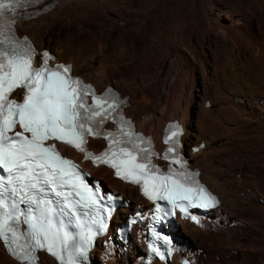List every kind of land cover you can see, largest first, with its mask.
<instances>
[{
  "label": "bare ground",
  "instance_id": "6f19581e",
  "mask_svg": "<svg viewBox=\"0 0 264 264\" xmlns=\"http://www.w3.org/2000/svg\"><path fill=\"white\" fill-rule=\"evenodd\" d=\"M171 1L49 0L38 10L49 9L18 33L37 49L51 44L54 62L69 64L96 92L114 80L127 98L124 113L156 145L163 124L179 121L190 166L219 205L199 226L178 222L169 261L151 264H181L182 256L187 264H250L252 253L264 264V246L254 245L264 244V0H199V10L192 4L184 17L183 2ZM88 172L143 203L107 170ZM123 212L95 240L88 264L140 263L138 233L125 252L115 239ZM0 264L19 263L0 245ZM37 264L56 263L42 254Z\"/></svg>",
  "mask_w": 264,
  "mask_h": 264
},
{
  "label": "snow or ice",
  "instance_id": "6c2138e0",
  "mask_svg": "<svg viewBox=\"0 0 264 264\" xmlns=\"http://www.w3.org/2000/svg\"><path fill=\"white\" fill-rule=\"evenodd\" d=\"M37 3L0 0V240L12 254L21 264H35L36 251L45 250L59 264H82L77 258H86L97 233L85 226L81 216H91V224L98 225L100 232L105 227L95 194H90L76 165L48 141L75 147L85 159L107 164L117 176L140 185L150 200H165L186 216L188 208L215 207L216 198L193 179L196 174L187 172L181 159L171 163L183 171L169 167L161 173L151 163L150 149L137 143L150 141L125 127L130 121L121 116L118 133L102 131L118 107L115 97L111 104L97 97L90 86L69 75L70 66L49 67L47 52L40 54V65L33 66L36 49L27 38L17 37L14 24L18 10ZM88 95L93 98L91 105ZM88 136H102L107 149L95 156L88 152L84 147ZM174 151L175 146L167 148L164 159ZM20 225L26 228L21 231Z\"/></svg>",
  "mask_w": 264,
  "mask_h": 264
},
{
  "label": "rangeland",
  "instance_id": "374dc122",
  "mask_svg": "<svg viewBox=\"0 0 264 264\" xmlns=\"http://www.w3.org/2000/svg\"><path fill=\"white\" fill-rule=\"evenodd\" d=\"M47 1H49V0H46L45 2H47ZM51 1V0H50ZM182 2H183V5H184V7L182 8V10H181V16L182 17H184V16H188L189 14H190V6L193 4V7H194V9L195 10H199V8H200V1L199 0H181ZM177 2V0H172L171 1V3H170V6L171 7H174V5H175V3ZM52 2H49V3H46V4H51ZM58 4V3H57ZM56 4V5H57ZM55 5V6H56ZM55 6H54V8H55ZM53 8V9H54ZM52 9V10H53ZM157 9H158V7H156V5H155V7H154V11H157ZM51 12V11H50ZM60 26V25H59ZM131 33V32H130ZM107 32L105 31L104 32V34H103V36L104 37H106L107 35ZM130 35V34H129ZM128 34H127V37H129V38H131L132 37V39L133 40H135V42H136V44L138 45V46H141L142 44H141V42L136 38V37H133L132 35H131V37L129 36ZM130 40V39H129ZM48 44H45L44 46H43V48H45L46 46H47ZM49 47L47 48L48 50H53V48H52V45L51 44H49L48 45ZM163 60V59H162ZM109 84H111L112 86H115V84H116V82L114 81V80H111L110 82H109ZM137 107V106H136ZM205 107V106H204ZM206 108V107H205ZM188 143V142H187ZM189 144H192V142H189ZM189 241V240H188ZM250 241V243H249V245H251V240H249ZM257 242V243H256ZM255 243H254V245H255V247L256 248H259V247H262V246H264V244H263V242H261V241H256ZM190 245H192V246H195L194 244H193V242L192 241H189L188 242ZM259 246V247H258ZM252 250V249H251ZM253 251V250H252ZM252 253V252H251ZM254 255V256H253ZM256 255V256H255ZM139 256H141V255H139ZM250 264H261V262H260V260L258 259V254H256V253H252V255H250Z\"/></svg>",
  "mask_w": 264,
  "mask_h": 264
},
{
  "label": "trees",
  "instance_id": "16d2710c",
  "mask_svg": "<svg viewBox=\"0 0 264 264\" xmlns=\"http://www.w3.org/2000/svg\"><path fill=\"white\" fill-rule=\"evenodd\" d=\"M100 187L102 188L103 186H102V185H100Z\"/></svg>",
  "mask_w": 264,
  "mask_h": 264
}]
</instances>
